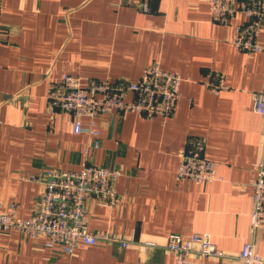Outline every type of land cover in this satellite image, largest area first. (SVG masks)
Returning <instances> with one entry per match:
<instances>
[{
	"label": "crops",
	"instance_id": "crops-1",
	"mask_svg": "<svg viewBox=\"0 0 264 264\" xmlns=\"http://www.w3.org/2000/svg\"><path fill=\"white\" fill-rule=\"evenodd\" d=\"M244 21L235 13L214 23L207 0H0L2 212L10 203L18 205V219L37 211L41 188L22 177L75 172L87 160L121 171L114 182L119 203L87 199L88 230L135 241L125 248L80 244L66 254L45 247L44 237L0 230V264H172L160 246L170 234L209 235L225 256L203 264H239L245 241L264 261V229L249 228L254 168L264 156V117L252 103L264 87V53L247 55L230 44ZM256 39L264 42V29ZM153 62L181 77L174 114L165 121L110 110L95 119L93 149L87 118L78 119L74 134L71 116L47 106L48 87L64 75L82 85L136 81ZM215 72L229 86L217 95L202 86ZM190 137L204 140L218 177L211 183L176 177ZM145 242L158 246L140 248Z\"/></svg>",
	"mask_w": 264,
	"mask_h": 264
},
{
	"label": "built area",
	"instance_id": "built-area-1",
	"mask_svg": "<svg viewBox=\"0 0 264 264\" xmlns=\"http://www.w3.org/2000/svg\"><path fill=\"white\" fill-rule=\"evenodd\" d=\"M211 20L225 24L235 13H242L245 21L235 27L230 44L238 51L251 55L264 53V42L256 39L264 29V0H207ZM181 77L176 72L163 70L158 63L146 66L136 81L118 79L97 81L82 85L77 77L64 75L58 83L48 87L46 103L51 111L67 113L72 118V131L81 130L79 118L89 120L88 133L93 137L91 148H98L95 119L110 110L118 114L135 112L144 118L159 117L164 121L174 114L180 96ZM202 86L217 95L229 90L221 73H209ZM130 96V98H127ZM253 110L264 117V87L252 94ZM84 154L87 155L88 149ZM121 175L118 169L102 168L85 160L78 171L47 170L22 180L37 183L41 190L37 211L27 219H18V205L10 203L6 212L0 204V230H16L29 239L44 237V246H60L63 253L71 254L78 245L99 242H120L122 248L134 243L119 239L107 232H90L87 228L86 201L93 197L103 207L120 202L114 188ZM179 180L200 185L218 177L214 163L205 156V143L200 137H190L180 156L176 171ZM251 213L249 228L252 234L264 229V156L255 164L251 183ZM153 242L141 243L140 248L157 247ZM172 257V264H203V260L225 256L211 242L207 234L168 235L160 245ZM239 264H264L253 241H245L237 254Z\"/></svg>",
	"mask_w": 264,
	"mask_h": 264
}]
</instances>
